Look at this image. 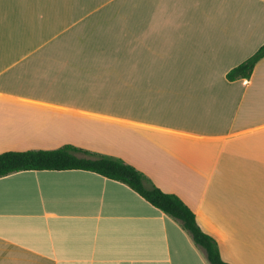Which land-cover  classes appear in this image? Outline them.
Masks as SVG:
<instances>
[{"label":"crops","instance_id":"0c3cea01","mask_svg":"<svg viewBox=\"0 0 264 264\" xmlns=\"http://www.w3.org/2000/svg\"><path fill=\"white\" fill-rule=\"evenodd\" d=\"M264 0H0V152L65 144L174 193L230 264H264ZM0 264H209L87 169L0 177Z\"/></svg>","mask_w":264,"mask_h":264},{"label":"trees","instance_id":"16d2710c","mask_svg":"<svg viewBox=\"0 0 264 264\" xmlns=\"http://www.w3.org/2000/svg\"><path fill=\"white\" fill-rule=\"evenodd\" d=\"M264 57V43L227 71L228 80L250 77L255 64ZM87 169L121 181L153 206L179 222L194 243L202 249L209 264H230L221 258L215 237L202 230L194 212L174 193L157 187L140 170L119 157L93 153L71 144L55 149L6 150L0 152V177L20 170Z\"/></svg>","mask_w":264,"mask_h":264}]
</instances>
